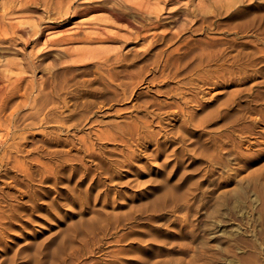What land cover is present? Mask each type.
I'll use <instances>...</instances> for the list:
<instances>
[{
    "label": "rangeland",
    "instance_id": "374dc122",
    "mask_svg": "<svg viewBox=\"0 0 264 264\" xmlns=\"http://www.w3.org/2000/svg\"><path fill=\"white\" fill-rule=\"evenodd\" d=\"M14 8L0 264H264V0Z\"/></svg>",
    "mask_w": 264,
    "mask_h": 264
},
{
    "label": "bare ground",
    "instance_id": "6f19581e",
    "mask_svg": "<svg viewBox=\"0 0 264 264\" xmlns=\"http://www.w3.org/2000/svg\"><path fill=\"white\" fill-rule=\"evenodd\" d=\"M9 3L4 7L3 10L0 9V39H5V37H10L8 34H15L18 30H23L20 27L23 24H20L19 21L15 22L11 19V14L14 13L16 8H14V0L11 2L8 0ZM17 2V1H15ZM17 5V4H16ZM20 6V5H19ZM18 6V7H19ZM24 14V13H23ZM39 34L42 32L39 31ZM41 32V33H40ZM44 34V33H43ZM53 38V37H52ZM37 39V38H36ZM40 39V38H39ZM67 39V38H66ZM65 40V39H64ZM10 44V43H9ZM38 45V44H37ZM1 46V45H0ZM8 46V45H7ZM10 62V61H9ZM1 63V62H0ZM13 63V62H12ZM5 67V65H4ZM7 69V68H6ZM9 69V68H8ZM4 73V72H3ZM9 73V72H8ZM6 74V73H5ZM3 77V76H2ZM3 80V79H2ZM5 83V82H4ZM3 86V85H2Z\"/></svg>",
    "mask_w": 264,
    "mask_h": 264
}]
</instances>
